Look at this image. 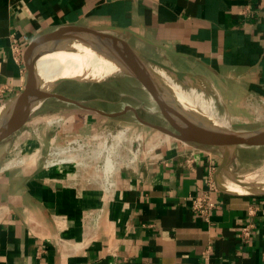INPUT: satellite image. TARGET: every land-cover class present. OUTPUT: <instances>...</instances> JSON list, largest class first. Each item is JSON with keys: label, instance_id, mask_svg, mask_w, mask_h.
Masks as SVG:
<instances>
[{"label": "crops", "instance_id": "1", "mask_svg": "<svg viewBox=\"0 0 264 264\" xmlns=\"http://www.w3.org/2000/svg\"><path fill=\"white\" fill-rule=\"evenodd\" d=\"M102 26L122 29L120 37L145 55L200 76L207 89L193 94L215 119L234 128L264 125V0H0V106L23 89L33 41ZM14 39L19 60L10 53ZM121 99L96 98L109 108L85 105L88 112L66 107L67 120L46 121L50 129L34 123L30 133L10 139L18 130L0 144V264H264V195L217 190L215 150L159 129L177 133L159 105L121 106ZM114 124L133 127L155 149L121 169L108 191L89 182V169L43 166L49 139ZM42 142L44 152L20 161ZM212 187L215 208L204 217L191 198Z\"/></svg>", "mask_w": 264, "mask_h": 264}, {"label": "water", "instance_id": "2", "mask_svg": "<svg viewBox=\"0 0 264 264\" xmlns=\"http://www.w3.org/2000/svg\"><path fill=\"white\" fill-rule=\"evenodd\" d=\"M123 33L122 29L113 26L65 29L33 41L27 56V76L23 89L0 106L3 109L0 114V144L21 129L50 98L89 109L75 99L54 92L60 83L80 80L62 78L43 89L36 69L40 57L49 52L65 50L66 46L76 41L107 57L119 67L123 74L121 77L133 78L148 90L177 133L159 129L190 145L207 146L220 155L221 161L213 175L217 190L234 195L263 196L264 182L245 180L232 169V164L241 146L264 143V125L253 130H236L232 125L220 126L204 115H197L177 99L171 86L187 87L201 92L207 89L205 81L200 76L177 71L145 55L121 38L120 34ZM231 183H237L240 187Z\"/></svg>", "mask_w": 264, "mask_h": 264}, {"label": "built area", "instance_id": "3", "mask_svg": "<svg viewBox=\"0 0 264 264\" xmlns=\"http://www.w3.org/2000/svg\"><path fill=\"white\" fill-rule=\"evenodd\" d=\"M10 53L19 60L21 46L17 39L10 43ZM45 148L41 146L33 149L22 162L36 158ZM154 147L145 148L142 135L135 133L134 128L124 124L104 125L90 131L87 135L64 134L61 141L55 137L49 139L43 166L48 169L62 165L89 169L92 172L89 182L99 184L100 188L108 191L111 180L123 168H129L142 162L154 151ZM28 155L30 158H28ZM215 188L191 198V209L202 216H209L215 208L212 192ZM250 236V225L242 229L241 239Z\"/></svg>", "mask_w": 264, "mask_h": 264}, {"label": "rangeland", "instance_id": "4", "mask_svg": "<svg viewBox=\"0 0 264 264\" xmlns=\"http://www.w3.org/2000/svg\"><path fill=\"white\" fill-rule=\"evenodd\" d=\"M120 78V79H119ZM56 93H61L67 97L75 99L77 101H85L82 103L84 105H93L98 109L109 108L104 101H95L96 98H107V97H117L120 96L122 99L121 103L125 105H144L145 108L157 110L158 103L154 97L148 92L147 89L143 87L141 83L130 77H117L106 80L99 81H65L60 83L54 90ZM108 92H112L111 95H108ZM210 97V96H209ZM212 98V97H211ZM215 104L217 105V101ZM119 106V105H118ZM70 107L71 109L76 108L78 111L88 112L85 109L72 105L70 103H65L60 101L57 98H50L44 102V104L38 108V110L26 121L17 134H14L10 139H15L20 133L29 131V126L38 123L37 126L40 129H44L50 126H46L44 123L46 121L53 122L58 118L67 120L71 115L70 113H65L62 109ZM69 108V109H70ZM94 114V113H89ZM224 117L225 111L217 109V116ZM98 117V116H96ZM99 118V117H98ZM226 118V117H225ZM158 119V118H157ZM162 119V118H161ZM39 121H44L39 124ZM66 122V121H65ZM231 122V121H230ZM61 125V124H59ZM53 126H55L53 122ZM259 126L258 124H251L250 126H236V130H251ZM45 150H43L44 152ZM24 154V153H22ZM26 156V155H24ZM239 167L238 170H235L237 174L244 177L247 181H259L264 179V143L261 144H251L243 145L239 150L238 158ZM21 161V160H20ZM234 169V168H232ZM260 170V171H259ZM262 175V176H261Z\"/></svg>", "mask_w": 264, "mask_h": 264}, {"label": "bare ground", "instance_id": "5", "mask_svg": "<svg viewBox=\"0 0 264 264\" xmlns=\"http://www.w3.org/2000/svg\"><path fill=\"white\" fill-rule=\"evenodd\" d=\"M36 69L41 78V88L43 89H47L54 81L62 78L99 81L123 76L119 67L112 61L81 42H71L65 50L45 54L38 59ZM171 87L177 99L197 115H204L220 126L228 127L230 125L228 121L217 120L207 112L197 101L191 88L176 85ZM2 112L3 109H0V114ZM262 173H264V169H262ZM259 182L263 183L264 179ZM231 185L240 187L237 183H231Z\"/></svg>", "mask_w": 264, "mask_h": 264}]
</instances>
